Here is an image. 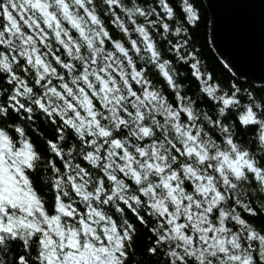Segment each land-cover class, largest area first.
Here are the masks:
<instances>
[{
  "label": "snow or ice",
  "instance_id": "snow-or-ice-1",
  "mask_svg": "<svg viewBox=\"0 0 264 264\" xmlns=\"http://www.w3.org/2000/svg\"><path fill=\"white\" fill-rule=\"evenodd\" d=\"M0 264H264V0H0Z\"/></svg>",
  "mask_w": 264,
  "mask_h": 264
},
{
  "label": "water",
  "instance_id": "water-1",
  "mask_svg": "<svg viewBox=\"0 0 264 264\" xmlns=\"http://www.w3.org/2000/svg\"><path fill=\"white\" fill-rule=\"evenodd\" d=\"M254 2L259 5L260 0H254ZM218 13L221 17L222 28L230 24H235L245 38L253 43H259L258 7L245 10H232L221 7L218 9ZM250 67L251 70L258 71L257 65L253 64Z\"/></svg>",
  "mask_w": 264,
  "mask_h": 264
},
{
  "label": "trees",
  "instance_id": "trees-1",
  "mask_svg": "<svg viewBox=\"0 0 264 264\" xmlns=\"http://www.w3.org/2000/svg\"><path fill=\"white\" fill-rule=\"evenodd\" d=\"M209 48H212L213 46L211 45V43H209L208 45ZM213 52H215V49L213 48Z\"/></svg>",
  "mask_w": 264,
  "mask_h": 264
}]
</instances>
